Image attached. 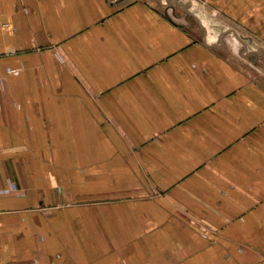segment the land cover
<instances>
[{
	"label": "crops",
	"instance_id": "obj_1",
	"mask_svg": "<svg viewBox=\"0 0 264 264\" xmlns=\"http://www.w3.org/2000/svg\"><path fill=\"white\" fill-rule=\"evenodd\" d=\"M0 264H264V0H0Z\"/></svg>",
	"mask_w": 264,
	"mask_h": 264
},
{
	"label": "built area",
	"instance_id": "obj_2",
	"mask_svg": "<svg viewBox=\"0 0 264 264\" xmlns=\"http://www.w3.org/2000/svg\"><path fill=\"white\" fill-rule=\"evenodd\" d=\"M13 73L17 74V72H13ZM3 193H6V191H3Z\"/></svg>",
	"mask_w": 264,
	"mask_h": 264
},
{
	"label": "water",
	"instance_id": "obj_3",
	"mask_svg": "<svg viewBox=\"0 0 264 264\" xmlns=\"http://www.w3.org/2000/svg\"><path fill=\"white\" fill-rule=\"evenodd\" d=\"M185 8H186V6H182V9H184V10H185Z\"/></svg>",
	"mask_w": 264,
	"mask_h": 264
}]
</instances>
